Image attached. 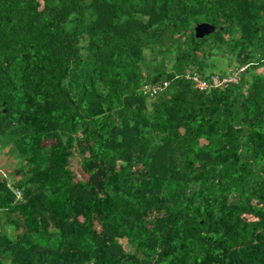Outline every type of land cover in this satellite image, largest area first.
<instances>
[{
  "label": "trees",
  "instance_id": "trees-1",
  "mask_svg": "<svg viewBox=\"0 0 264 264\" xmlns=\"http://www.w3.org/2000/svg\"><path fill=\"white\" fill-rule=\"evenodd\" d=\"M0 264H264V0H0Z\"/></svg>",
  "mask_w": 264,
  "mask_h": 264
},
{
  "label": "built area",
  "instance_id": "built-area-1",
  "mask_svg": "<svg viewBox=\"0 0 264 264\" xmlns=\"http://www.w3.org/2000/svg\"><path fill=\"white\" fill-rule=\"evenodd\" d=\"M187 77L193 80L195 86L199 89H208L211 86L221 87V86H224L228 81H235L231 77L220 78L218 76H213L211 80L209 81L206 79H202L201 76L197 72H194L193 74ZM165 86H166V82L162 84H158V85H153V86H144L145 87L144 89L150 94L154 95L158 91L163 89ZM17 195L19 196V193H17Z\"/></svg>",
  "mask_w": 264,
  "mask_h": 264
},
{
  "label": "rangeland",
  "instance_id": "rangeland-1",
  "mask_svg": "<svg viewBox=\"0 0 264 264\" xmlns=\"http://www.w3.org/2000/svg\"><path fill=\"white\" fill-rule=\"evenodd\" d=\"M235 75H236V73H234V75H232L231 76V78L233 79V80H235L236 79V77H235ZM12 169H16V167H17V164H16V159H13V161H12ZM71 168H72V170L75 172V174H76V176L78 177V178H85L84 176V173L81 171V169H80V166L78 165V163H77V159L76 158H72L71 159ZM12 169H9V170H12ZM7 171V170H6ZM10 234H13V232H12V230L10 229ZM121 242H122V244H123V246L125 247V249L126 250H132V245H130L127 241H126V239H121Z\"/></svg>",
  "mask_w": 264,
  "mask_h": 264
},
{
  "label": "water",
  "instance_id": "water-1",
  "mask_svg": "<svg viewBox=\"0 0 264 264\" xmlns=\"http://www.w3.org/2000/svg\"><path fill=\"white\" fill-rule=\"evenodd\" d=\"M215 29H216V26L209 22L197 23L194 26V32H195L196 38H202L203 36L213 32Z\"/></svg>",
  "mask_w": 264,
  "mask_h": 264
}]
</instances>
